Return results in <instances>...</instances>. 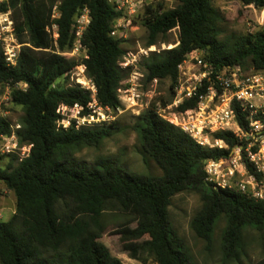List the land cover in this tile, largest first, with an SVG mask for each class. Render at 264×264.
<instances>
[{
	"label": "trees",
	"instance_id": "16d2710c",
	"mask_svg": "<svg viewBox=\"0 0 264 264\" xmlns=\"http://www.w3.org/2000/svg\"><path fill=\"white\" fill-rule=\"evenodd\" d=\"M145 6L140 22L148 30L145 47L156 46L161 35L178 29V44L151 52L141 65L145 86L154 79L169 80L172 98L178 81V66L192 53L202 51L213 65H242L264 70V25L254 31L220 38L221 11L211 0H174ZM245 5L264 7V0H240ZM57 5L59 17L53 18ZM87 7L90 24L82 38L85 58L64 55L75 46L73 25ZM13 11L15 32L21 47L17 64L9 66L0 42V83L10 87L11 101L23 107L21 146L31 145L27 157L10 154L7 166L0 165V183L14 192L16 211L8 221L0 220V264H125L100 239L105 233L101 218L108 211H133L139 224L119 230L122 249L146 264H195L170 222L169 207L175 195L186 190L200 193L202 207L191 221L198 237L209 244L217 221L225 216L224 245L233 255L245 226H264V200L242 193L216 189L205 181L204 162L228 155L226 149L198 144L179 127L163 119L153 106L135 116L139 152L162 169L159 176L131 173L116 160L100 158L93 166L70 157L68 150L99 146L114 136L118 122L76 129H58L60 103L86 105L91 92L79 85L59 84L81 64L97 88L104 106H121L119 89L127 86L131 67L122 68L126 54L123 38L112 35L123 11L109 0H4L0 13ZM139 18V17H138ZM58 26V38L47 30ZM27 84V88L19 84ZM171 98V99H172ZM164 103L169 101H163ZM195 100L181 108L193 106ZM241 119V118H240ZM12 121L0 115V140L12 132ZM243 124V123H242ZM229 144L230 132L216 133ZM256 264H264V259Z\"/></svg>",
	"mask_w": 264,
	"mask_h": 264
},
{
	"label": "built area",
	"instance_id": "2783aa9c",
	"mask_svg": "<svg viewBox=\"0 0 264 264\" xmlns=\"http://www.w3.org/2000/svg\"><path fill=\"white\" fill-rule=\"evenodd\" d=\"M145 0H109L124 16L113 25L112 35L119 36L120 28L130 23L127 15L132 16L142 8ZM264 25V7L255 4L245 5ZM9 12V11H8ZM5 13H0L8 28L12 21ZM57 5L53 8V18L59 17ZM90 24L89 9L84 7L73 25L75 46L70 52L84 50L82 38ZM55 41L58 38V26L53 23L47 26ZM0 30V42L3 45L6 62L9 66L17 64L21 47L10 46ZM160 52L156 46L140 48L138 53L126 52L120 66L131 67L127 86L119 89L121 106L112 109L102 105L97 98V88L86 75V66L75 68L80 71L81 79L75 85L91 92V100L86 104L73 105L60 103L57 107L58 129H76L109 125L124 110H132L139 115L153 106L156 112L169 123L179 127L198 144L212 149H226L228 155L220 158L206 159L205 181L216 189H227L242 193L256 200H264V70L242 65H224L217 67L201 55L190 54L179 66L178 81L174 87V96L169 102L156 100L153 90H141L144 72L137 70L142 57L151 52ZM70 52H65L67 55ZM142 55V56H141ZM136 68V69H135ZM74 70V71H75ZM73 71V72H74ZM72 72V73H73ZM154 79L150 85L158 82ZM27 88V84H19ZM195 100L193 106L181 108L186 102ZM241 118V119H240ZM243 123V124H242ZM20 122L12 124V132L0 140V153L17 154L20 159L27 157L31 145L21 146L17 131ZM230 132L236 139L231 145L226 140L217 138L216 133Z\"/></svg>",
	"mask_w": 264,
	"mask_h": 264
},
{
	"label": "rangeland",
	"instance_id": "374dc122",
	"mask_svg": "<svg viewBox=\"0 0 264 264\" xmlns=\"http://www.w3.org/2000/svg\"><path fill=\"white\" fill-rule=\"evenodd\" d=\"M4 0H0L2 2ZM223 16L220 23L222 33L221 39L229 37L233 33L254 31L257 29L258 18L249 8L244 7L240 0H211ZM163 2L166 9L177 5L174 0H145L141 9L136 14L128 16L130 23L120 28L119 36L123 38V47L126 52L138 53L140 48H145L148 40V30L140 22L145 6L150 3ZM12 21V27L8 28L3 18H0V30L5 31L4 37L10 46L20 47L19 40L15 32L16 16L13 11L6 13ZM139 17V18H138ZM178 29H173L167 35L159 37L157 48L160 50L172 48L178 44ZM202 51H196L192 55H201ZM85 50L79 49L70 52L67 56L84 59ZM142 56V55H141ZM145 57V56H144ZM143 59V57H142ZM136 69V68H135ZM139 72H143L141 62L137 66ZM80 71L76 69L70 74L69 79H60L59 84L75 85L81 79ZM141 90H153L152 96L156 100L170 101L172 98L169 90V80L158 81L154 85L145 86L142 78ZM24 114L23 107L14 104L10 99V87L0 83V115L8 118L13 124L20 122ZM137 114L132 110H124L117 119L118 132L105 139L99 146H81L68 150L70 157L83 161L90 166L100 158L113 159L124 170L131 173L159 176L163 174L162 169L153 160L146 162L139 152V140L137 132L133 129V123ZM11 156L0 153V165L7 166ZM16 196L4 183H0V220L8 221L16 211ZM202 207V199L199 192L186 190L175 195L169 207L170 222L174 230L178 233L185 244L193 262L195 264H256L264 259V226L261 228L245 226L242 230V238L237 251L233 255H227L224 245V231L227 226L225 216H222L216 224L212 242L209 244L204 239L197 236L191 227V221ZM132 210L108 211L102 218L105 226V233L100 239L106 244L113 255L118 256L125 264H142L138 259L131 258L122 249V242L119 230H128L136 227L139 222L134 219ZM146 259V264H156L153 257L142 255Z\"/></svg>",
	"mask_w": 264,
	"mask_h": 264
}]
</instances>
